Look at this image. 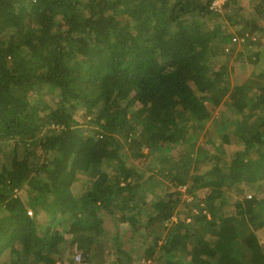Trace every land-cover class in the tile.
<instances>
[{
  "label": "trees",
  "instance_id": "16d2710c",
  "mask_svg": "<svg viewBox=\"0 0 264 264\" xmlns=\"http://www.w3.org/2000/svg\"><path fill=\"white\" fill-rule=\"evenodd\" d=\"M211 2L0 0V257L131 264L137 247L154 264H264L256 233L264 228V0L249 17L241 0H227L222 13ZM216 38L221 52L227 42L243 47L244 80L229 76L243 68V54L219 63ZM213 94L228 114L211 118L208 142L242 147L226 167L208 153L199 172L195 135ZM129 139L137 159L181 146L166 173L184 191L150 203L138 196L147 181L126 158ZM197 189L206 190L201 198ZM108 215L122 225L105 254Z\"/></svg>",
  "mask_w": 264,
  "mask_h": 264
},
{
  "label": "rangeland",
  "instance_id": "374dc122",
  "mask_svg": "<svg viewBox=\"0 0 264 264\" xmlns=\"http://www.w3.org/2000/svg\"><path fill=\"white\" fill-rule=\"evenodd\" d=\"M243 6L241 8V11L244 15L248 16L252 12V7L255 3V0H241L240 2ZM249 17V16H248ZM223 22L222 18H217L214 20H211L209 22V25H215L217 22ZM233 31L237 27H233L229 25ZM261 34H264L261 32H257V36H260ZM213 43L215 44L216 47H218V53L221 54L219 63H222L224 60L228 58V64H230L233 60H235L238 56V54H243L244 56V66L241 70H238L234 73H230V81H242L244 80L251 69V66L249 65L248 61H250L248 55L246 52H243V47L240 45V43H225L226 48L224 51L221 52V49L223 48L220 47V41L216 38L214 39ZM261 68V67H260ZM264 68V66H263ZM212 98V103L208 102L207 103V108L209 112L211 113V117L205 122L204 126L196 131V146L199 147L201 150V157H202V162L199 165V172H203L206 170L210 165H209V160H208V153H215L216 158L214 157L213 160L215 159H222V165L226 167L229 162L232 161L233 155L242 147L238 143H229V144H220L218 149L214 147L211 143L208 142V133L206 134L205 132L206 129L208 128L211 118L220 116L222 112H225L226 115L228 114L226 111H224L221 107V99L217 96V94H213L211 96ZM83 110L81 108H77V111L75 112V118L78 119L80 122L83 120ZM213 134V133H212ZM207 135V136H206ZM214 138H216V134H213ZM124 146V153L126 154V158L132 163L135 164V167L139 173L142 174L143 179L146 180L147 182L142 183V186L138 189V196L143 195L144 199L148 201L149 203L152 201V199H156L159 195H164L165 192H170L173 190H181L184 191L185 187L182 184H177L175 185V182L171 180V175L170 173H166V169L172 164V161H178V159L181 157L183 154V150L181 146H176V148L169 152L164 158H160V156L156 153H150L148 157H140V158H135L133 155L130 154L132 150L138 149V143L133 140L129 139L125 142H123ZM142 152L145 154H148L146 148H142ZM112 164L108 166V170L112 168ZM114 167V166H113ZM79 177L84 176V173L78 172L77 174ZM79 186H76L74 188V191L77 192L79 190ZM151 191H153L151 193ZM206 192L205 189H197L196 194L198 195L199 198H201L204 193ZM246 194H252L250 190L245 192ZM264 193V186L262 187V191L260 190L257 194H262ZM241 196H237V198H240ZM186 199L187 201L190 200V196L183 194L181 197V200ZM179 203V205H181ZM146 215V213H143ZM178 216L174 215L172 217V220H176ZM44 220V218L42 219ZM121 224V216H105L103 220V229L106 231L107 236L101 237L99 239V242L104 246V253L107 254L109 250V246L113 245V242L111 241L110 236L113 234L115 231V227ZM123 228V227H121ZM121 234H122V229H120ZM257 236L259 238V241L262 245H264V228L259 229L257 232ZM125 235V234H124ZM123 235V236H124ZM109 238V240L107 239ZM134 242L129 239L126 241L123 245L124 248H128L130 246H133ZM107 246V247H106ZM75 255H74V260L77 263H80V261L76 260V256L80 255L82 258V252L83 250L79 249V247L75 246ZM130 253L133 255V258L135 259L134 262L131 264H154L153 261H149V259H145L141 256V250H139L137 247H134L130 250ZM136 255V256H135ZM140 256V257H139ZM80 258V260H81ZM10 261L13 264H19L20 263V258L18 255H12L11 251L9 250L4 251L3 255L0 257V262L2 261ZM60 262H58L59 264Z\"/></svg>",
  "mask_w": 264,
  "mask_h": 264
},
{
  "label": "built area",
  "instance_id": "2783aa9c",
  "mask_svg": "<svg viewBox=\"0 0 264 264\" xmlns=\"http://www.w3.org/2000/svg\"><path fill=\"white\" fill-rule=\"evenodd\" d=\"M226 1L227 0H212L211 5H210V9H212L215 12L222 13L223 10H224V5H225ZM233 40L240 41V40H242V38H235ZM246 196L250 197L251 195L250 194H246ZM29 213H31V212H29ZM75 258H76L77 261H80L81 257H80V255H77Z\"/></svg>",
  "mask_w": 264,
  "mask_h": 264
}]
</instances>
